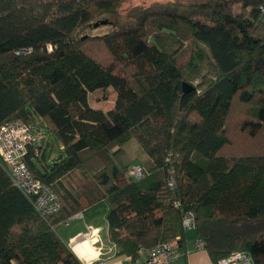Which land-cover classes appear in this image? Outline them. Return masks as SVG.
<instances>
[{
	"label": "trees",
	"instance_id": "16d2710c",
	"mask_svg": "<svg viewBox=\"0 0 264 264\" xmlns=\"http://www.w3.org/2000/svg\"><path fill=\"white\" fill-rule=\"evenodd\" d=\"M123 1L0 0V125L45 135L23 161L60 202L41 216L0 161V264H81L54 228L101 202L120 254L182 246L191 215L214 264L240 252L264 264V151H224L233 104L250 107L244 135L264 129V0L157 2L120 15ZM102 25L107 33L88 35ZM185 40L191 56L180 63ZM108 89L111 108H93L88 96ZM129 141L148 159L143 178L112 160ZM74 173L84 182L71 192L62 184Z\"/></svg>",
	"mask_w": 264,
	"mask_h": 264
},
{
	"label": "built area",
	"instance_id": "2783aa9c",
	"mask_svg": "<svg viewBox=\"0 0 264 264\" xmlns=\"http://www.w3.org/2000/svg\"><path fill=\"white\" fill-rule=\"evenodd\" d=\"M44 140L45 135L42 132L34 133L30 127L19 121L9 120L0 125V161L8 171L11 183L32 202L37 213L41 216H54L60 210L58 196L41 181L34 179L23 161L28 147L30 145L39 147ZM127 175L129 178L140 179L145 176V171L141 165L135 163L132 164ZM74 217H78V215H74ZM62 223L67 226V220ZM182 224L185 230L195 227L191 215L184 218ZM195 247L203 250V244L198 240ZM141 252L145 255L144 264H168L178 256V249L174 242L140 248L138 253ZM216 264H251V258L244 252L232 253L227 257L220 258Z\"/></svg>",
	"mask_w": 264,
	"mask_h": 264
},
{
	"label": "crops",
	"instance_id": "0c3cea01",
	"mask_svg": "<svg viewBox=\"0 0 264 264\" xmlns=\"http://www.w3.org/2000/svg\"><path fill=\"white\" fill-rule=\"evenodd\" d=\"M47 149L51 148L47 146ZM83 182V179L77 181L78 184ZM62 185L65 190H69L67 183ZM107 212L108 208L102 202L85 208L75 214L78 217L69 216L67 226L59 223L54 228L55 232L61 243L76 256L81 264L97 262L102 264H144L145 255L142 252L132 258L120 254L109 242ZM184 236V244L177 247L178 256L168 264H214L205 248L200 250L195 247L198 238L194 228L186 230Z\"/></svg>",
	"mask_w": 264,
	"mask_h": 264
},
{
	"label": "rangeland",
	"instance_id": "374dc122",
	"mask_svg": "<svg viewBox=\"0 0 264 264\" xmlns=\"http://www.w3.org/2000/svg\"><path fill=\"white\" fill-rule=\"evenodd\" d=\"M173 1L176 3H183V4H192V3H201L206 0H124L118 8V13L120 15L126 14L128 11L133 9L134 7H148L152 4H155L157 2H168ZM107 30H109V27L106 25H102L100 27H97L95 29H92L89 31V36H102L103 34L107 33ZM87 35V36H88ZM191 46L190 42L188 40H185L183 43V47L181 50V58L180 63L186 62L189 57L191 56ZM94 54L97 56V58L103 60L105 59L104 52L101 51L99 47H93ZM203 71H206L205 69ZM200 80V77H196L193 80V83H197ZM114 101V93L111 89H108L106 91H98L90 94L88 96V102L89 104L95 108L100 109L103 112H106L109 110L112 106V103ZM249 106H244L240 103L233 104V107L231 109V114L228 119V127H227V134L231 137V144L225 148L226 154H235V153H241L243 151H254L260 153L261 151H264V147H262V139H264V129L261 130L259 133V137L257 139L251 140L249 139L248 135H244L245 132L241 131V126L243 122H245L247 119L250 118L249 113ZM113 162L119 167V168H126L129 164L136 163L146 164L147 157L143 150H141L134 142L129 141L127 143H124V145L120 148V151L118 154L112 157ZM64 183H67V187L71 192H76L78 189V183L77 181L79 176L78 173L70 174L66 176ZM191 229V228H190ZM189 230V229H188Z\"/></svg>",
	"mask_w": 264,
	"mask_h": 264
},
{
	"label": "water",
	"instance_id": "95a60500",
	"mask_svg": "<svg viewBox=\"0 0 264 264\" xmlns=\"http://www.w3.org/2000/svg\"><path fill=\"white\" fill-rule=\"evenodd\" d=\"M103 24H105V22H103ZM95 26H97V25H95Z\"/></svg>",
	"mask_w": 264,
	"mask_h": 264
}]
</instances>
